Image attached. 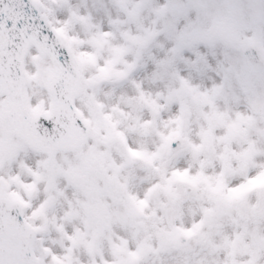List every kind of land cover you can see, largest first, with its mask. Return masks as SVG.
<instances>
[{
    "label": "snow or ice",
    "instance_id": "obj_1",
    "mask_svg": "<svg viewBox=\"0 0 264 264\" xmlns=\"http://www.w3.org/2000/svg\"><path fill=\"white\" fill-rule=\"evenodd\" d=\"M112 5L123 19L109 14L104 31L70 0H0V264H82L81 255L95 264H165L172 254L175 264H264V186L246 194L257 209L242 235L233 234L241 217H220L198 254L116 231L131 228L118 218L121 202L124 213L146 214L165 182L198 191L186 183L197 169L225 192L264 179V0L256 9L245 0ZM139 70L162 87L145 89ZM124 85L135 93L136 116L98 95ZM184 98L201 114L194 134L182 126ZM136 136L155 139L149 147ZM209 140L211 164H200ZM196 225L195 217L177 223L180 240L191 243Z\"/></svg>",
    "mask_w": 264,
    "mask_h": 264
},
{
    "label": "rangeland",
    "instance_id": "obj_2",
    "mask_svg": "<svg viewBox=\"0 0 264 264\" xmlns=\"http://www.w3.org/2000/svg\"><path fill=\"white\" fill-rule=\"evenodd\" d=\"M157 2L163 3L164 0H157ZM170 2L175 4H187L192 2V0H170ZM216 2L228 3L233 2V0H216ZM245 2L249 3V7L253 9L258 8L259 6V0H245ZM70 3L78 7L81 13H90L93 22L99 24L104 31L108 30V15L110 14L115 18L119 14L117 9L113 7L112 0H70ZM57 15L61 16V13L58 12ZM119 15L121 16V19H123V15ZM144 15L146 17L144 23L148 24L150 17H147L146 13ZM194 15L195 13H192L193 17ZM61 18L63 17L61 16ZM250 19L251 16L249 17V20ZM244 23L245 21L242 19L237 21V24L240 26H243ZM121 27L128 28L129 25L123 24ZM132 30L135 31V27H133ZM81 35L83 36L84 33L81 32ZM159 39L161 42H164L163 36L159 37ZM151 52L157 56H163V52L155 47L151 48ZM184 54L188 55V53ZM87 59V57H81V63H84ZM128 59H132V57L129 56ZM151 67L152 65L149 64L148 68L151 69ZM182 74L187 75L188 73ZM133 75L138 80H144L145 89H150L152 92H155L158 87H162V85L153 86L145 80V72L143 70H139L133 73ZM191 75L193 83H202V81L196 77L195 72L191 73ZM91 78L92 77L90 76L89 79ZM165 82L167 83L169 81L166 80ZM203 83H207V81H204ZM120 93H124L126 97L132 99L124 102L118 101L117 97ZM98 95L105 104L115 105L121 103L122 107H124L125 114L131 113L133 116L139 114V106L133 102L135 93L128 85L117 88L116 94L112 93L111 86H102ZM184 104L186 112L182 118V126L186 135L187 133L194 134L200 130L201 114L196 107L194 98H184ZM232 107H236V105H232ZM240 107L242 108L243 105L241 104ZM189 111L192 114L191 120L188 119ZM205 131L207 132L206 129ZM191 138L194 140L195 135H192ZM134 139L137 143L150 147L155 138L136 136ZM201 147L205 154L202 156L200 164L208 163L210 165V140L207 142L201 141ZM233 147H235V145H233ZM221 155H223V153H221ZM31 159H35V157H31ZM183 163L184 166L187 167L193 166V160L191 157H185ZM208 174L209 177L216 176V173L211 167L208 168ZM137 175L143 177L145 176V173L140 170V168H137ZM186 183L193 186L199 185V190L189 192L186 191L184 184L182 183L173 184L171 182H165L161 186L162 194L153 199L151 208L146 214L131 211L124 213V205L121 202V207L117 209L118 218H120L122 222L126 221L131 225V228L128 232H124L120 228H117L116 231H118L122 237L127 236L129 240L136 239L137 236H139L140 244L143 246H147L149 243L162 244L166 240H171L174 234L178 233L175 228L177 223L183 221V223L187 224L193 217H195L197 225L193 229L191 243L187 241L184 246H174L198 254L200 252L198 245L210 240L211 233L217 230L216 224L220 217L232 222H235L237 216L241 217L246 223L241 225V233L233 234L235 236L242 235L243 231L247 228V222L253 220L255 210L257 209L256 197H252L251 201H249L246 194L253 188L264 186V179L258 178L255 185L241 186V188L237 190L225 192L222 183L219 182V178H217V183L212 185L209 183L208 179L201 175L199 169H197L196 177L188 179ZM140 186L139 182H137V187ZM174 195L175 197H173ZM86 206L87 205L85 204V207ZM245 209L247 211H245ZM96 215H99V213L97 212ZM229 231L232 230L229 229ZM81 235L83 236V234ZM92 242L93 241H85L86 244H91ZM55 247L59 250V241H57ZM174 257L175 254L164 257L165 264H175ZM152 260L153 258L150 257L148 264H152ZM80 261L82 264H95V261L84 255L80 256ZM111 264H121V259L118 257L115 260H112Z\"/></svg>",
    "mask_w": 264,
    "mask_h": 264
},
{
    "label": "water",
    "instance_id": "obj_3",
    "mask_svg": "<svg viewBox=\"0 0 264 264\" xmlns=\"http://www.w3.org/2000/svg\"><path fill=\"white\" fill-rule=\"evenodd\" d=\"M174 242L177 243V244H183L184 241H181L180 240V235H177L175 238H174Z\"/></svg>",
    "mask_w": 264,
    "mask_h": 264
}]
</instances>
